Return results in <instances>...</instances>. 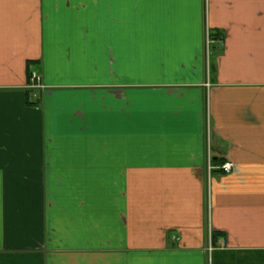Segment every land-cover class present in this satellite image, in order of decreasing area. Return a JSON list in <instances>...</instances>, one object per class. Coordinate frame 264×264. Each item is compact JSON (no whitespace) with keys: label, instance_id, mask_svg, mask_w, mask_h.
<instances>
[{"label":"crops","instance_id":"0c3cea01","mask_svg":"<svg viewBox=\"0 0 264 264\" xmlns=\"http://www.w3.org/2000/svg\"><path fill=\"white\" fill-rule=\"evenodd\" d=\"M0 264H264V0H0Z\"/></svg>","mask_w":264,"mask_h":264},{"label":"built area","instance_id":"2783aa9c","mask_svg":"<svg viewBox=\"0 0 264 264\" xmlns=\"http://www.w3.org/2000/svg\"><path fill=\"white\" fill-rule=\"evenodd\" d=\"M208 37V36H207ZM208 165H209V169H213V165H212V161H211V158L208 159ZM232 163L230 162H222L218 167L217 169L222 172L223 174H228L231 172L232 170Z\"/></svg>","mask_w":264,"mask_h":264},{"label":"trees","instance_id":"16d2710c","mask_svg":"<svg viewBox=\"0 0 264 264\" xmlns=\"http://www.w3.org/2000/svg\"><path fill=\"white\" fill-rule=\"evenodd\" d=\"M210 35V34H209ZM211 36V35H210ZM215 235L214 234H212V237H214Z\"/></svg>","mask_w":264,"mask_h":264}]
</instances>
